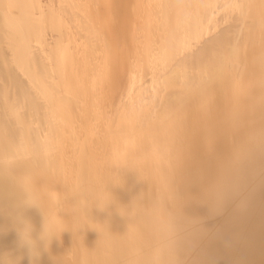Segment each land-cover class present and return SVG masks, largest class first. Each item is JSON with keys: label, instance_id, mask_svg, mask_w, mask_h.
I'll list each match as a JSON object with an SVG mask.
<instances>
[{"label": "bare ground", "instance_id": "6f19581e", "mask_svg": "<svg viewBox=\"0 0 264 264\" xmlns=\"http://www.w3.org/2000/svg\"><path fill=\"white\" fill-rule=\"evenodd\" d=\"M0 261L264 264V0H0Z\"/></svg>", "mask_w": 264, "mask_h": 264}, {"label": "clouds", "instance_id": "9594fccd", "mask_svg": "<svg viewBox=\"0 0 264 264\" xmlns=\"http://www.w3.org/2000/svg\"><path fill=\"white\" fill-rule=\"evenodd\" d=\"M21 236V244L22 245H27L30 247V249L32 250V254L34 256H39L40 253H38L35 249H34V246L33 244L31 243V241L25 237L24 235H20ZM0 264H3V261H0Z\"/></svg>", "mask_w": 264, "mask_h": 264}]
</instances>
